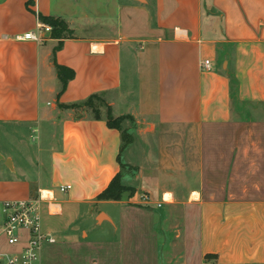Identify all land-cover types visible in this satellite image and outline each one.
<instances>
[{
	"label": "crops",
	"instance_id": "crops-1",
	"mask_svg": "<svg viewBox=\"0 0 264 264\" xmlns=\"http://www.w3.org/2000/svg\"><path fill=\"white\" fill-rule=\"evenodd\" d=\"M43 17L67 38L16 39ZM93 95L137 123L149 202L100 198L123 138ZM0 135V224L41 198V264H264V0H0Z\"/></svg>",
	"mask_w": 264,
	"mask_h": 264
},
{
	"label": "built area",
	"instance_id": "built-area-1",
	"mask_svg": "<svg viewBox=\"0 0 264 264\" xmlns=\"http://www.w3.org/2000/svg\"><path fill=\"white\" fill-rule=\"evenodd\" d=\"M53 28L43 22L36 25L35 30L16 36L17 40H29L42 43L44 34ZM205 69L211 68V61L205 60ZM72 188L71 185L61 186V192ZM143 201L149 202L147 193L141 194ZM162 203H158L161 207ZM3 221L0 224V238H4L10 246H18L14 252H0V261L4 264H41V252L44 244L55 243L51 233L43 230L41 216V198L25 200H7L2 205Z\"/></svg>",
	"mask_w": 264,
	"mask_h": 264
},
{
	"label": "rangeland",
	"instance_id": "rangeland-1",
	"mask_svg": "<svg viewBox=\"0 0 264 264\" xmlns=\"http://www.w3.org/2000/svg\"><path fill=\"white\" fill-rule=\"evenodd\" d=\"M92 107H93L92 110H96L97 112L106 113L107 111V103L105 99L103 98L94 99L92 102ZM86 108L88 107L86 106ZM122 128L125 130V136L127 139L123 145L122 156H121V163L123 165V167L121 168L122 183L126 186H129L128 183H131L130 180H132L139 171L138 165H134L131 163L133 160H135V156H134L135 152H136L137 157H139L138 148H137V146L139 145L138 144L139 143L138 126H137V123L135 124L131 120L125 119L122 121ZM165 131H162V132L159 131V132L162 134ZM165 133H168V136L166 139L167 144L173 145L175 154L176 153L178 154V144H179L178 131L170 132V130H168ZM0 138H1V135H0ZM142 145L144 146L145 150H147V144L145 142H142ZM156 151H157V148H156ZM174 167L175 169H178L177 168L178 165H175ZM142 190L138 191L137 189H135L134 194L131 197V201H137V202H139V200L143 201L140 195L144 193L148 194V192L142 191ZM130 193H131L130 191L125 192L123 199L129 200ZM153 196H155V198L157 199V195H153ZM100 219H103V217H100ZM85 259L91 260L90 264H97L99 262V248H95L91 250V255L85 257ZM87 260L82 262V264H88ZM0 264H4V263L0 262Z\"/></svg>",
	"mask_w": 264,
	"mask_h": 264
},
{
	"label": "trees",
	"instance_id": "trees-1",
	"mask_svg": "<svg viewBox=\"0 0 264 264\" xmlns=\"http://www.w3.org/2000/svg\"><path fill=\"white\" fill-rule=\"evenodd\" d=\"M42 19H43V22H46L52 26L53 28L52 32H53L54 37L67 38L69 30L64 21L60 19L49 18V17L48 18L43 17ZM57 69L59 72V76L61 77V80L63 81L64 85H66L67 82L73 79L75 76L74 71L66 67L57 65ZM96 98H102V97L99 95H93L85 101L84 105L87 106L89 109H93L92 102ZM93 112L95 113L96 116H100L99 115L100 112H97L96 110H93ZM106 115H107L109 126L113 128H117L121 131L122 138H123V145H124L127 139L125 136V130L122 128V121L125 119H129L135 123L134 119L129 116L114 117L112 115L111 108L108 105H107ZM122 167L123 165L121 163V168ZM127 191L131 192L129 196V198H131L132 195L134 194L135 189L133 187L126 186L122 183V173L119 172L117 176L113 179L109 187L100 195V198L104 200H122L124 197V193Z\"/></svg>",
	"mask_w": 264,
	"mask_h": 264
},
{
	"label": "bare ground",
	"instance_id": "bare-ground-1",
	"mask_svg": "<svg viewBox=\"0 0 264 264\" xmlns=\"http://www.w3.org/2000/svg\"><path fill=\"white\" fill-rule=\"evenodd\" d=\"M164 197H165V199H170L172 196H171V194L166 193V194L164 195Z\"/></svg>",
	"mask_w": 264,
	"mask_h": 264
}]
</instances>
